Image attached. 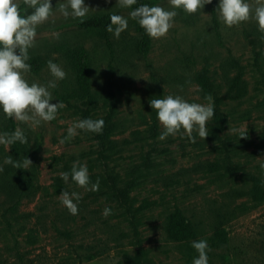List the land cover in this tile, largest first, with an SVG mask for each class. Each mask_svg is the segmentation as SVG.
<instances>
[{
    "label": "rangeland",
    "instance_id": "rangeland-1",
    "mask_svg": "<svg viewBox=\"0 0 264 264\" xmlns=\"http://www.w3.org/2000/svg\"><path fill=\"white\" fill-rule=\"evenodd\" d=\"M124 1L0 0L1 11L24 6L8 32L2 80L18 163L32 181L27 190L14 183L0 98V264H124L127 253L143 264H264V199L246 192L252 176L264 189V0H159L145 56L134 52ZM110 3H119L113 59L89 32L58 26ZM74 44L89 54V101L76 97L74 74L54 50ZM32 57L36 73L23 66ZM208 161L220 171L198 172ZM127 181L135 207L150 202L134 226L113 196ZM175 206L203 248L166 237ZM218 224L225 243L209 247Z\"/></svg>",
    "mask_w": 264,
    "mask_h": 264
},
{
    "label": "trees",
    "instance_id": "trees-1",
    "mask_svg": "<svg viewBox=\"0 0 264 264\" xmlns=\"http://www.w3.org/2000/svg\"><path fill=\"white\" fill-rule=\"evenodd\" d=\"M210 4L214 3V0H206ZM159 2V0H125L122 4V8L127 11V15L123 17V21L129 23L133 27L137 36L133 42L134 52L140 56H145L151 47V21L150 14L153 6ZM119 3H110L102 5L93 11L84 13H77L72 16L63 17L58 26H76L80 30L89 32L92 36L101 40L108 52L111 59L114 58V43L112 39V33L114 25L117 21L115 12ZM23 4L17 5L10 10H0V98L2 100V113L7 122L8 139L10 140L14 157L12 159V165L17 169V177L14 179V183L22 185L21 190H27L31 187L32 181L26 168L18 163V157L21 154V148L17 142L15 134V121H14V108L11 97L6 93L4 83L2 80V69L4 66L3 57L8 51V32L10 28L18 22L23 16ZM210 14L212 22L216 25L215 10L211 7ZM55 51H62L65 60L74 74L75 89L74 93L76 97L89 101L92 97L91 92V65L89 54L86 48L81 44H74L72 46H60L54 47ZM26 70L36 73L41 67V61L39 57L29 58L23 65ZM199 85L204 94L213 95L212 87L208 79L204 76H200ZM216 110H212L214 119L217 120ZM216 129L213 130L212 134ZM198 172L203 173H218L221 166L218 162H203L198 165ZM253 185L247 190V194L256 200L264 199V189L260 188L259 177H251ZM133 190V181H127L126 185L121 188L113 190V196L118 202V205L122 208V215L126 216L128 223L134 226L137 221H141L142 218L141 208L143 205H147L150 202L143 201L142 205L135 207L132 197L130 195ZM220 225V226H219ZM223 226V224H222ZM221 224L214 227L212 233L206 238L209 247L218 248L225 243L226 232ZM163 231L166 237L175 242L180 247L201 249L203 245L201 239L198 236L195 225L184 214L183 210L177 206L166 215ZM188 254L184 255L189 257ZM196 252H192L194 255ZM124 264H143L140 261H136L131 254H125L123 256Z\"/></svg>",
    "mask_w": 264,
    "mask_h": 264
}]
</instances>
